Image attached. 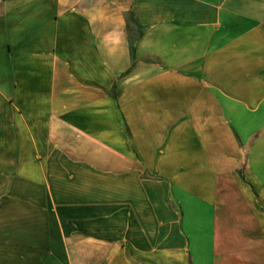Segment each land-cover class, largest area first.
Here are the masks:
<instances>
[{"label": "crops", "instance_id": "0c3cea01", "mask_svg": "<svg viewBox=\"0 0 264 264\" xmlns=\"http://www.w3.org/2000/svg\"><path fill=\"white\" fill-rule=\"evenodd\" d=\"M0 264H264V0H0Z\"/></svg>", "mask_w": 264, "mask_h": 264}, {"label": "trees", "instance_id": "16d2710c", "mask_svg": "<svg viewBox=\"0 0 264 264\" xmlns=\"http://www.w3.org/2000/svg\"><path fill=\"white\" fill-rule=\"evenodd\" d=\"M130 17V13L128 14V18ZM141 34V31L137 32V37ZM129 69H127L125 72H127ZM111 95L113 96V98L115 97V92H114V85L111 88Z\"/></svg>", "mask_w": 264, "mask_h": 264}]
</instances>
